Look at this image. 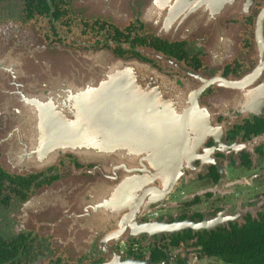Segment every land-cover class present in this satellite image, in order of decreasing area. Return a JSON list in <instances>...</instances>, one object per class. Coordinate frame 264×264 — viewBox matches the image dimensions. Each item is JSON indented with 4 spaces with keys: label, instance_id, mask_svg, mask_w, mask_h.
<instances>
[{
    "label": "flooded vegetation",
    "instance_id": "af4514ba",
    "mask_svg": "<svg viewBox=\"0 0 264 264\" xmlns=\"http://www.w3.org/2000/svg\"><path fill=\"white\" fill-rule=\"evenodd\" d=\"M142 7L120 20L89 15L71 0H0V26L32 30L47 45L111 51L197 91L212 81L200 94L212 126L200 170L145 210L122 195L123 207L109 209L115 218L108 209L35 200L79 171L93 176L97 165L65 155L18 174L0 163V264H235L209 246L241 243L236 233L264 224V0L181 40L151 32ZM120 221L125 230L117 232Z\"/></svg>",
    "mask_w": 264,
    "mask_h": 264
},
{
    "label": "water",
    "instance_id": "95a60500",
    "mask_svg": "<svg viewBox=\"0 0 264 264\" xmlns=\"http://www.w3.org/2000/svg\"><path fill=\"white\" fill-rule=\"evenodd\" d=\"M71 1L89 15L108 19L136 15L140 2L141 19L151 32L181 40L195 26H217L248 12L257 0ZM210 82L197 91L149 64L111 51L47 45L34 31L3 24L0 163L24 174L73 155L97 165L93 176L72 174L44 189L36 201L42 196L77 210L109 212L124 201L122 195H133L127 200L145 210L200 170L195 163L212 127L200 94ZM119 225L117 232L124 231L122 221ZM111 264L153 263L121 259Z\"/></svg>",
    "mask_w": 264,
    "mask_h": 264
},
{
    "label": "trees",
    "instance_id": "16d2710c",
    "mask_svg": "<svg viewBox=\"0 0 264 264\" xmlns=\"http://www.w3.org/2000/svg\"><path fill=\"white\" fill-rule=\"evenodd\" d=\"M241 234V243L236 241L235 245H230V240L228 243L222 241L221 246H209V249L235 264H264V224L256 226L254 230L248 228L236 233L239 236ZM224 243L227 245H222Z\"/></svg>",
    "mask_w": 264,
    "mask_h": 264
},
{
    "label": "rangeland",
    "instance_id": "374dc122",
    "mask_svg": "<svg viewBox=\"0 0 264 264\" xmlns=\"http://www.w3.org/2000/svg\"><path fill=\"white\" fill-rule=\"evenodd\" d=\"M139 4V6H142L143 4L142 3H138ZM124 19V18H123ZM121 20V19H120ZM24 29H26V28H24ZM28 31H31V32H33L32 30H29V29H27ZM252 106H253V103H252ZM253 107H255V106H253ZM245 108H247V107H245ZM212 132V129L210 128V126H209V130H207V133H208V136L210 135V133ZM57 163V160L55 161V163L54 164H56Z\"/></svg>",
    "mask_w": 264,
    "mask_h": 264
}]
</instances>
